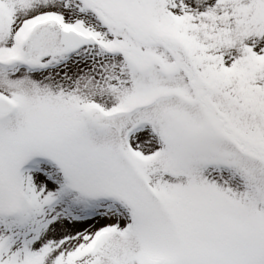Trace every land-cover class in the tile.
I'll return each mask as SVG.
<instances>
[{"label":"snow or ice","instance_id":"obj_1","mask_svg":"<svg viewBox=\"0 0 264 264\" xmlns=\"http://www.w3.org/2000/svg\"><path fill=\"white\" fill-rule=\"evenodd\" d=\"M0 264H264V0H0Z\"/></svg>","mask_w":264,"mask_h":264}]
</instances>
